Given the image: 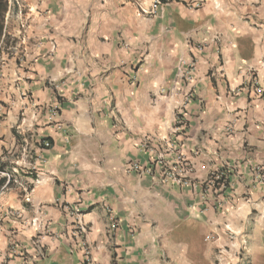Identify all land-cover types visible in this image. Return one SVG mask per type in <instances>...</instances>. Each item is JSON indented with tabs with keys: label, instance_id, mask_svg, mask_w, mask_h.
I'll use <instances>...</instances> for the list:
<instances>
[{
	"label": "crops",
	"instance_id": "crops-1",
	"mask_svg": "<svg viewBox=\"0 0 264 264\" xmlns=\"http://www.w3.org/2000/svg\"><path fill=\"white\" fill-rule=\"evenodd\" d=\"M154 2L6 15L0 264H264V0Z\"/></svg>",
	"mask_w": 264,
	"mask_h": 264
},
{
	"label": "built area",
	"instance_id": "built-area-1",
	"mask_svg": "<svg viewBox=\"0 0 264 264\" xmlns=\"http://www.w3.org/2000/svg\"><path fill=\"white\" fill-rule=\"evenodd\" d=\"M6 1H7V4H8L7 16H9V15H11L12 10L15 7V5L20 6V4H19V1L18 0H6ZM170 2H171V0H155L153 6L151 8V10L147 14L148 15H154V14H156L157 11L159 10V8H161L162 6H164V5H166V4L170 3ZM193 70H194L193 64L190 65V66L189 65L187 66V63H185L184 61L181 60L179 62L178 78L180 80L190 81L191 80V77H192ZM249 71L251 73H253L255 71V69L250 68ZM173 92L176 93V88H174ZM255 92H256V94L258 96H263L264 95V89L261 88V87H256L255 88ZM191 99H192V97H191L190 94L186 95V97H185V101L186 102L190 101ZM176 119H177L178 124L179 123L182 124V122L180 120V117L179 118L177 117ZM42 145H43V147L45 149H48L51 146V144H50L49 141H43ZM161 168L163 169V178H164L165 181H167V182L172 181V182H179L180 183L181 178L175 176L172 171L167 170L162 165H161ZM131 171L136 172V173H139L140 175H144V174L145 175H150L151 172H152L150 169H143L138 164L133 165L132 168H131ZM219 180H221V174L220 173L213 174L209 178V180L205 183L204 190L206 192H212L215 189V187H216V185H215L216 181H219ZM28 194H30V191L29 190H28ZM27 202H30V197L29 196L27 197ZM107 213L109 215V219L111 221V225L113 227L117 226V222H116V219L114 217V213H113V211H112V209L110 207L107 208ZM78 224H79V232L82 235L87 234L88 233L87 227L84 224H82L81 222H78Z\"/></svg>",
	"mask_w": 264,
	"mask_h": 264
},
{
	"label": "rangeland",
	"instance_id": "rangeland-1",
	"mask_svg": "<svg viewBox=\"0 0 264 264\" xmlns=\"http://www.w3.org/2000/svg\"><path fill=\"white\" fill-rule=\"evenodd\" d=\"M18 1H19V4H20L21 7L18 6V5H15V7L13 8L11 14H13L18 19L25 20V15L27 13V10L29 9L28 6H27V0H18ZM27 25H29V24H27ZM8 28H10V26ZM7 40H8L7 48L8 47L10 48V44L11 43H12L11 47L14 48L15 47L14 46L15 43L11 42L10 36H8V34H7ZM17 49L19 51V48H17ZM9 53L10 52L8 50L3 49V52H2V55H1V58H0V103H2V104L4 103V101H7V96H6L7 82L5 81L6 80V76L5 75H6V71L9 70V68L7 67L8 62L6 60L7 59V54H9ZM6 118H7V112L5 110H2V112L0 114V122L5 120Z\"/></svg>",
	"mask_w": 264,
	"mask_h": 264
},
{
	"label": "trees",
	"instance_id": "trees-1",
	"mask_svg": "<svg viewBox=\"0 0 264 264\" xmlns=\"http://www.w3.org/2000/svg\"><path fill=\"white\" fill-rule=\"evenodd\" d=\"M8 12V4L6 0H0V58L5 49V46L8 45L7 35H6V15ZM1 104V103H0ZM223 180L224 177H221ZM221 180L216 181V188L219 186V183L225 186V190L228 188L227 182H222ZM220 184V185H221Z\"/></svg>",
	"mask_w": 264,
	"mask_h": 264
}]
</instances>
